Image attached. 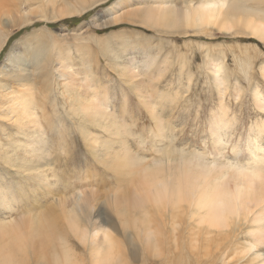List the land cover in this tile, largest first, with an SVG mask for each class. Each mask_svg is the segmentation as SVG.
<instances>
[{
	"label": "rangeland",
	"instance_id": "rangeland-1",
	"mask_svg": "<svg viewBox=\"0 0 264 264\" xmlns=\"http://www.w3.org/2000/svg\"><path fill=\"white\" fill-rule=\"evenodd\" d=\"M4 1L8 4L3 11L6 12V17L15 21L28 20V22L18 28L6 27V32L0 27V41L3 40V45L0 47V64L15 46V53L20 56V62L28 65V70L33 73L30 83L35 102L33 109L38 112L40 119L43 111L39 107L43 106L48 117L47 120H39L44 124L45 135L48 136V143L44 146L45 153L35 150L34 162L46 157L45 160L40 161L43 165L49 162L48 181L50 180L52 188L44 187L42 182H38V179L36 180L32 175L35 172H23L22 166L13 168L2 160L3 155L12 156L14 151L18 152L15 147L24 138L18 133L15 122L0 117V128L5 129L4 132L0 129V221H9L22 214L24 217H29L38 199L49 190L52 193L44 196L47 200L53 197L51 195L55 194V189L56 194L61 196L63 188L71 186L70 192L77 191L78 188L81 194V197L79 196L82 200L81 206L86 202H83L86 197L85 192L95 194L94 191H97V197L94 195L87 202L92 201L94 211L97 209L103 211L101 213L105 221L103 225L107 230L109 229V234L119 244L116 251L120 258L119 264H246L247 256L242 252L245 244L253 238H258L257 235L254 237V234H250L257 226L252 223L247 224L243 220L248 211L239 214L238 221L236 215L228 216V220L213 222L206 220L207 225L204 219H201L202 221L199 219L201 224L195 222L194 230L190 228L191 224L188 232L189 230L184 229L186 228L184 224L187 225L183 222L189 215V209L186 208L188 205L183 202L185 208L183 211L180 203L178 204L179 219L184 223L181 222L182 225L178 226L181 229L174 228L173 221L166 217L165 226L152 225L154 230L161 233L156 252L154 249L145 251L143 242L147 231L138 224L111 230L107 222H112L111 219L115 215L111 205L105 203L103 193L105 189L114 186L112 173L93 159L87 145L88 139L92 137L99 135L104 137V131L98 130L92 124L85 123L81 117L74 115L70 105L74 103L68 98V96L74 98L73 94H65L67 89L62 86L63 81L60 83L56 76L57 71H60L57 57L63 61L67 60L71 67L69 66L70 70L64 72H72L75 82L84 84L83 88L86 85L82 80L86 75V84L93 85L98 91L97 96L103 101H108L109 110L126 123L131 135L122 138L129 149L132 147L134 154L138 156L143 154L148 160L160 159L159 155L150 151L148 145L144 146L143 150L138 147V138L143 137L147 142L161 133L158 125L153 122L154 118L149 115L153 112L150 109L153 107L156 116L159 115L162 122L160 126L165 137L162 144L164 148L171 142L180 154L184 153L187 157H196L204 162L220 163L222 166L249 164L253 155L257 154V149H262V152L258 153L263 160L260 169L263 168L264 171V134L251 132L252 129L258 130L264 125V41L236 31L237 28L222 30L211 24L207 26L195 24L188 28L180 21L172 23L171 27L165 23L163 26L161 22H155L151 26L143 25L141 14L139 13L138 18L135 19L134 13L140 12L139 9L145 8V5H160L146 0H126L124 4L119 5L120 8L113 4L118 0H100V3L96 4L92 2L97 0H74L73 5L77 9L81 5L88 7L80 15L57 19H50L51 14L48 13L49 10L63 7L59 0H55L54 3H52L54 0H33L35 2L30 0L31 2L27 4H33L32 8L25 7L20 12L12 4L23 3V0V2ZM144 1L149 4H144ZM172 1L175 7L182 8L181 0ZM190 1L197 3L199 0ZM41 14L49 18L45 21ZM116 20L120 21L115 22ZM2 32L8 35L5 34L6 37L2 38ZM28 43L31 45L29 46ZM106 43L109 45L108 50L105 48ZM46 45H49L48 48ZM44 47L47 48V52L41 51ZM108 52L119 54L122 67L117 65L118 60ZM40 57L41 59L45 57L43 61L46 63L40 62ZM130 60L133 65L128 62ZM35 61L38 63L36 64ZM129 68L131 71L133 68L138 70L136 78H130L126 74L127 70L130 71ZM125 74L127 77L122 76ZM137 83L141 84L140 93H137L134 85ZM85 90L86 87L83 92ZM258 100L261 104L257 102ZM80 119L84 123L79 129ZM219 119L222 120L223 125L215 130V123ZM59 121L62 122L61 125ZM48 124L52 129H47ZM255 139L261 145L259 148L252 147L253 144L255 146L253 143ZM12 157L11 160L15 157L18 160V153ZM13 162L16 163L14 160ZM25 164L30 166L28 163ZM217 176L219 175L212 177L217 178ZM230 176L224 181V186L226 185L228 189L234 187L233 177ZM262 183L261 186H264V182ZM90 186H94V190L90 189ZM86 187L87 189L84 190ZM70 199L76 203L75 196ZM161 210L165 211L162 208ZM148 211L152 213L151 216L157 217L155 207H149ZM183 212L184 214L187 212L188 215H184ZM127 213H130V209L128 204H125L122 214L127 216ZM182 215L186 216L184 220L181 218ZM178 222L180 223V220ZM77 223L81 230L85 229L83 222L78 220ZM263 223L264 221L260 222L261 225ZM68 239L70 243L73 242L71 238ZM74 241L77 243L76 240ZM135 246L144 249L146 255ZM77 247L78 264H82L81 262L91 264L88 253H81L84 245L77 243Z\"/></svg>",
	"mask_w": 264,
	"mask_h": 264
},
{
	"label": "bare ground",
	"instance_id": "bare-ground-1",
	"mask_svg": "<svg viewBox=\"0 0 264 264\" xmlns=\"http://www.w3.org/2000/svg\"><path fill=\"white\" fill-rule=\"evenodd\" d=\"M23 1L21 0L23 3L12 5L14 8H17L19 12L25 7L32 8L31 6L33 4H27L30 0ZM59 1L60 4H63V7L58 10H49L50 13L48 14H51L50 19L80 15L84 9L86 10L88 7L86 5H81L79 6L80 8L77 9L73 5L74 0ZM125 1L126 0H118L113 4L119 7V5L124 4ZM146 1L160 5H145V8L139 9L140 12L134 13L135 19L138 18L137 15L139 16V13L141 14L140 18L144 20L142 21L143 25L151 26L154 25L155 22H161V25L165 23L171 27L172 23L180 21L188 28L195 24H205V26L211 24L222 30L237 28L236 31H241V33L245 35H251L252 37H257L264 41V0H199L197 3H192L190 0H181L183 4L182 8L175 7L172 0V3L170 0ZM54 2L55 0L52 3ZM92 3H100V0ZM144 4L149 3L144 1ZM194 4H196V6ZM7 6L8 4L6 1L0 0V27L5 29L6 27L18 28L25 26L24 24L27 23L28 20L15 21L14 19L6 17L7 14L3 11ZM44 12L47 13L48 11ZM41 17L45 19V21L49 18L42 14ZM118 21L120 20H116L115 22ZM5 34L8 35L7 33H3L2 38L6 37H4ZM24 41L25 40H23V42ZM2 45L3 40L0 41V47ZM28 45L30 46L31 44L28 43ZM48 46L49 45H46L47 48ZM105 46L106 50H108L107 48L109 45L106 43ZM14 47L15 46L8 52L5 61L0 64V117L15 122L17 124V131L23 136L24 140L21 142L19 141L20 144L16 143V147L14 146L18 152L14 151L12 156L18 153V160L17 157L11 160L10 158L13 157L7 155H3L2 160L13 168L22 166L23 172H35L32 175L36 180L38 179V182H42L44 187L46 186L51 189L50 180L48 181L50 172L49 168H47L49 162L43 165L40 161L45 160L46 157L45 159L34 162V156L36 155H34L35 150L45 153L44 146L48 143V136L45 135L44 124L41 121L47 120L48 117L46 116L43 106H41V108L39 107V109L43 111L40 119H38V112L33 109L35 102L32 96L33 90L30 85L32 82L31 75L33 73L31 74L32 71L30 72L28 70V65L26 66L22 64V61V63L20 62V56L18 57V55H16L17 52L15 53ZM47 48L44 47L41 51ZM111 53L112 52H108L110 55ZM112 54L111 56L115 57V60H118V63L116 62L117 65L122 67V63L119 62V54ZM35 58L37 59V57ZM44 58L45 57H42L41 59L40 57V62H42ZM38 61H35L36 64ZM31 62L30 64L34 63ZM57 62L60 71H57L56 76L60 80V83L63 81L62 86L67 89L65 94H73L74 97L70 98L68 96L70 102L74 103V105L70 103L74 115L81 117L85 123L92 124L98 130L104 131V137L98 134L99 137L88 139L89 144L87 145H89V148H87L94 157L93 159L97 160L104 169L112 173L111 178L114 186L110 189H105L103 193L105 196V203L111 205L113 214L115 215L111 219L112 222H107L111 230L116 227L123 229L128 225L138 224L147 231L144 235V242L142 240L145 251H152L154 249L156 252L161 233L154 230V226L152 227V225L163 224V226H165V217L168 220L170 219L171 222L173 221L172 225H174V228L182 225V221L179 219L180 209L178 208V204L180 203H182L180 204V208L183 207L184 202L188 205L186 206L187 210L189 209V215L185 212L188 216L182 215L181 217L183 220L186 217V220L183 222H185L187 226L182 222L184 227H186L184 229H187L186 231H188V227L195 222L196 224H201L200 221L203 219L206 223V220L208 222L228 220V216L235 217L236 215L238 221L239 214L248 211L247 216L243 218V220L247 224L252 223L257 226V228H254L255 230L252 229L253 226L251 228L253 230H251V232L253 233H249L254 234V237L257 235L258 238H253L251 239L252 241H248L242 252L243 255L247 256L246 264H264V252H262V249H264V223L263 225L260 224V222L262 223L264 221V186H261V184H263L262 182H264V171H262L263 168L260 169L263 160L259 157L258 153L262 152V149H257V154L253 155L252 162L243 166L239 164H227L226 166H222L220 163H209L199 160L196 157H187V154H180L171 142L166 148L162 146L165 140L164 133L161 131L162 126H160L162 122L158 117L159 115L156 116V112L154 111L155 108L151 107L150 109H152L151 111L153 112H150L149 115H152L151 118H154H152L153 122H155L156 126L158 125L161 133H159V136L156 135L158 136L157 138L154 136L151 141L147 142H145V138L143 137L138 138V147L143 150V148L148 145L150 151L159 155L160 159L148 160L143 154L138 156L133 153L132 147L129 149L128 145H126V141L122 138L123 136L131 135L129 129L125 125L126 123L121 121L109 110L107 106L108 101H103L97 96L98 91L95 90L93 85L89 86L86 84L87 76L85 75L82 80L87 88V90L83 92L85 88H83L84 84L80 85L75 82L76 80L71 75L72 72H64L71 67L67 60L63 61L60 57H57ZM128 62L131 63V60ZM131 64L133 65V63ZM124 67L126 68V66ZM39 69L37 71H39ZM33 71H35V69ZM137 71L138 70L133 68V71H131V69L130 71L127 70L128 73L126 74H128L130 78H136ZM73 74L76 75L74 72ZM126 74L122 76H126ZM137 84L139 85L136 87ZM137 84L134 85L137 89V93H140L141 91L139 88H141V84ZM257 102L261 104V101L258 100ZM81 119L78 125L79 129L82 128L84 123ZM61 124L62 122L59 121V125ZM222 125V120L219 119L215 123V130H218ZM47 126L48 130L52 129V126L49 124ZM263 130L264 125L260 126L258 130L252 129L251 132L257 131L259 135H263ZM159 138L162 139L160 140ZM82 141L84 142L83 139ZM254 141L253 143H255V146L253 144L252 147L259 148V146H261L260 143L256 141V139ZM13 160L16 161V163H14ZM17 163L20 164L17 165ZM25 163H28L30 166L28 167ZM49 166H51V164ZM229 174H231V176ZM213 175L219 176L213 178ZM229 176L233 177L232 182L234 183V187L232 189L226 188V185L224 186V181L226 178L228 180ZM93 187L94 186H90V189L94 190ZM53 189L52 191H54ZM71 189V186H65L63 188V194L60 193L61 196L58 193L56 194L57 190L55 189V194L53 193L54 195H51L53 197L50 200H47L44 196L52 192H50V190L46 194L43 192V197L39 198L37 204L32 208L33 211L30 212L32 214L31 216L24 217V214H22L9 221H0V264H78V256L76 255V251H78L77 243L84 245L81 253H88L91 264H119L118 259L120 258L116 253L119 244L118 241L109 234V229L107 230V228L104 227L105 225H103L105 224L101 214L103 211H101V209L94 211L95 208L91 203L92 201L90 203L87 202L92 196L96 195L97 191H94L95 194L93 192H85L84 196L86 195V197H84L83 202H86L81 206L80 203H82V200L80 199L81 194H79L78 188H76L77 191L70 192ZM85 189H87V187L84 188V190ZM87 191L89 192V190ZM72 196L76 197V203L70 201ZM125 204H128V208L130 209V213H127V216L122 214V209ZM146 205L155 207V215L159 219L151 216L152 213H149V207H146ZM161 208L165 211H162ZM192 208L193 210H191ZM182 209L185 211L184 207ZM177 214L178 219L176 218ZM78 220L85 224V229H83L85 231L80 229L77 223ZM178 220H180V223ZM192 225L190 228L194 230V225ZM178 228L181 229V227ZM196 228L199 229L198 227ZM188 232H190V230ZM68 237L71 238L73 242L70 243ZM125 239L128 240L126 236ZM140 239L143 238L140 237ZM74 240H76L77 243ZM136 249L146 255L144 249H140L139 246H137ZM121 250L123 249L121 248ZM120 253L123 252H119V254ZM81 263L83 264V262Z\"/></svg>",
	"mask_w": 264,
	"mask_h": 264
}]
</instances>
